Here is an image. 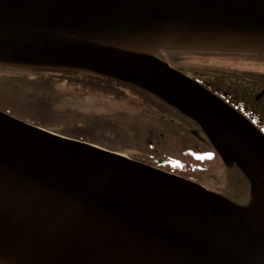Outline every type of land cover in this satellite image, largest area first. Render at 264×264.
I'll return each instance as SVG.
<instances>
[{
    "label": "water",
    "instance_id": "obj_1",
    "mask_svg": "<svg viewBox=\"0 0 264 264\" xmlns=\"http://www.w3.org/2000/svg\"><path fill=\"white\" fill-rule=\"evenodd\" d=\"M172 50L264 54V0H0L1 67L154 95L200 127L254 198L245 207L0 112V264H264V134L157 56Z\"/></svg>",
    "mask_w": 264,
    "mask_h": 264
},
{
    "label": "rangeland",
    "instance_id": "obj_2",
    "mask_svg": "<svg viewBox=\"0 0 264 264\" xmlns=\"http://www.w3.org/2000/svg\"><path fill=\"white\" fill-rule=\"evenodd\" d=\"M157 56L173 67L176 66L175 68L177 66L183 67L184 74L189 77L193 78L195 76L203 81L211 80L204 73L206 69L264 76V54L240 52L216 54L206 53V51L168 54V52L161 51ZM52 77L53 75H50L41 80L43 81V87H50ZM55 79L58 82L57 85L54 84L55 86H53L59 87L61 94L60 100H57L60 104L58 106L59 109L70 108L82 114L112 115L122 119L123 117L126 119L131 117L130 121L133 123L135 129H139L130 136H124L125 140L117 137L116 134L107 133L105 135L106 140L103 141H108V143L104 142L103 146L109 148L111 146H108V144L115 145L116 147L120 144V150L122 151L118 153L132 159H138L137 157H139L148 160L153 158L156 162L158 160L168 161L171 164L164 166V171L166 170L197 182L217 194H223L220 189L224 188L223 175L225 173L222 169L225 165L221 159L219 158L220 161L215 163L212 161L210 163H200L199 161L205 157L207 151H211V147L206 143L203 136L199 135L197 137L185 130L184 126L178 123L172 124L167 120L161 119L160 115L149 109L145 104H142L135 96L120 100L103 96H83L84 92L76 90L74 87H93V85H90L93 83L87 85L88 83L84 77L78 78L80 85L70 84L68 79H65L63 75ZM71 79H73L71 80L73 83L76 77L72 76ZM1 85L0 82V112L13 117L17 116L25 120L24 122L45 124L50 128L62 129L54 125H48L49 119L46 115L37 109L34 111L33 105L27 102L31 99L30 97H23L24 100H22V98L15 95H10V91H7L5 88L1 89ZM27 85V87H35L30 82ZM42 85L39 84L40 87ZM94 87L108 86L94 85ZM110 87L115 86L110 85ZM31 103L37 106L41 101L33 99ZM150 144H157V149L151 148ZM195 156L197 162L193 159ZM229 174L232 175L233 173ZM253 204L254 198L250 196L244 206L251 207Z\"/></svg>",
    "mask_w": 264,
    "mask_h": 264
},
{
    "label": "trees",
    "instance_id": "obj_3",
    "mask_svg": "<svg viewBox=\"0 0 264 264\" xmlns=\"http://www.w3.org/2000/svg\"><path fill=\"white\" fill-rule=\"evenodd\" d=\"M163 52H168V54L199 53V51L189 50H172ZM206 53L223 54L227 52ZM182 68L183 67L181 66H177L178 70L185 73ZM204 73L207 74L211 80L203 81L202 79H199L195 76L193 79L205 85L212 93L224 99L229 105L249 119L250 105L260 104V102L255 100V94L264 88V77L208 69H206ZM50 75H53L51 78V84L49 85L50 87H43V81L41 80ZM62 75L65 79H68L70 84L73 85H80L78 80L79 77H84L88 83L87 85H89V83H93L90 84L93 85V87H74L76 90L84 92L83 96H103L114 100H120L122 98L126 99L130 96H135L139 101L142 102V104H145L149 109L160 115L161 119L163 120H167L172 124L178 123L184 126L186 128L185 130L187 131L192 128L196 130V128L199 127L193 120L186 117L168 104L162 102L154 95L136 87H124L130 85L98 77L92 74L70 71H42L0 66V82L2 84L1 89L5 88L7 91H10V95H15L19 98H22V100H24L23 97H30L31 99L26 101L29 102L30 105H33V110L35 111L37 109L38 111L43 112L49 119V123H47L48 125H54L62 129H55V127L50 128L45 124H35L26 121L27 123L69 138L98 145L111 151L121 152L122 150H120V144L117 147L115 145L108 144V146H111L108 148L102 145L105 144L104 142L108 143V141L103 140H106L105 135L107 133L116 134L117 137L122 138L123 140H125L124 136H130L131 134L136 133V131L139 129H135L133 123L130 121L131 117H128V119L123 117L122 119L112 115L82 114L70 108L59 109L58 106L60 104L57 100L60 98L61 94L59 87H54V84L57 85L58 82L55 78H60ZM72 76L76 77V80L73 83L71 81L73 80L71 79ZM28 82L32 83L35 87H27ZM39 84H41L42 87H40ZM25 85L26 87H24ZM94 85H105L108 87H94ZM110 85L115 87H110ZM33 99H39L41 103L36 106L35 104L31 103ZM138 100L136 101L140 103ZM204 139L211 147V151H207V153H205V157L199 160L200 163H210L211 161L215 163L220 161L218 154L205 136ZM150 146L153 149H157V144H150ZM137 158L138 159L134 158V160L161 168L163 170L165 169L164 167L159 166L153 158L150 160L139 157ZM193 159H197L196 156L195 158L193 157ZM195 161L197 162V160ZM170 164L171 163L168 165ZM222 170L225 174L223 175L224 188L220 189L223 192L221 195L236 203L242 205L246 204L251 194L248 180L237 166H233L232 168L223 166ZM229 173L233 174L231 175Z\"/></svg>",
    "mask_w": 264,
    "mask_h": 264
},
{
    "label": "flooded vegetation",
    "instance_id": "obj_4",
    "mask_svg": "<svg viewBox=\"0 0 264 264\" xmlns=\"http://www.w3.org/2000/svg\"><path fill=\"white\" fill-rule=\"evenodd\" d=\"M262 77H264V76H262ZM120 87H122V86H120ZM124 87H132V86H124ZM255 100L260 102V104L259 105H254V104L250 105V107H249V120H250V122H252V124L254 126H256V128H258V130H260L264 134V88H262L261 90H259L255 94ZM188 131L192 134L197 132L199 135H201L203 137L205 136L203 131H201L200 127L196 128V130H194L192 128Z\"/></svg>",
    "mask_w": 264,
    "mask_h": 264
},
{
    "label": "bare ground",
    "instance_id": "obj_5",
    "mask_svg": "<svg viewBox=\"0 0 264 264\" xmlns=\"http://www.w3.org/2000/svg\"><path fill=\"white\" fill-rule=\"evenodd\" d=\"M160 53V52H159ZM182 177V176H181ZM221 195V194H220ZM223 196V195H222Z\"/></svg>",
    "mask_w": 264,
    "mask_h": 264
}]
</instances>
